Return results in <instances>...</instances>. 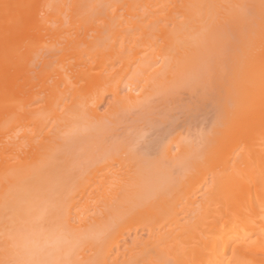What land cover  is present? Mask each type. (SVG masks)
Segmentation results:
<instances>
[{
    "label": "bare ground",
    "instance_id": "1",
    "mask_svg": "<svg viewBox=\"0 0 264 264\" xmlns=\"http://www.w3.org/2000/svg\"><path fill=\"white\" fill-rule=\"evenodd\" d=\"M0 264H264V0H0Z\"/></svg>",
    "mask_w": 264,
    "mask_h": 264
},
{
    "label": "clouds",
    "instance_id": "2",
    "mask_svg": "<svg viewBox=\"0 0 264 264\" xmlns=\"http://www.w3.org/2000/svg\"><path fill=\"white\" fill-rule=\"evenodd\" d=\"M70 243L67 236L59 232L42 233L35 237L25 238V247L36 250H57Z\"/></svg>",
    "mask_w": 264,
    "mask_h": 264
},
{
    "label": "rangeland",
    "instance_id": "3",
    "mask_svg": "<svg viewBox=\"0 0 264 264\" xmlns=\"http://www.w3.org/2000/svg\"><path fill=\"white\" fill-rule=\"evenodd\" d=\"M107 102H108V98L103 103H101V105H99V108H98L99 112H103L104 111V109H105V107L107 105Z\"/></svg>",
    "mask_w": 264,
    "mask_h": 264
}]
</instances>
